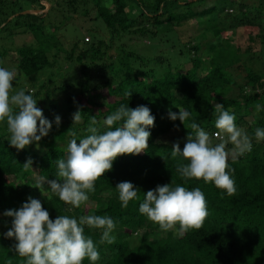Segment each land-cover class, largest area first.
Here are the masks:
<instances>
[{"label": "trees", "instance_id": "trees-1", "mask_svg": "<svg viewBox=\"0 0 264 264\" xmlns=\"http://www.w3.org/2000/svg\"><path fill=\"white\" fill-rule=\"evenodd\" d=\"M42 1L49 0H0V33H22L32 38L28 44L2 51L0 63L14 67L17 78L13 86L23 80L28 81L26 86L38 82V85L29 84L31 89L28 93L25 90L26 94L39 98L43 107H37L43 108L44 116L53 122L48 136L39 141V148L33 142L23 150L10 145L7 125L0 123V264H25V258L14 249L15 239L3 235L13 219L3 213L19 209L30 196L41 200L52 219L58 215L77 219L81 215H107L114 219L112 244H100L103 230L85 226V234L94 240L100 252L96 264H264V141H257L254 136L256 128H264V71H255L242 61L244 55L253 57L256 40L264 44V0L248 3L243 0H53L56 4L62 2L70 13L91 15L99 21L94 30L99 36L91 38V42L88 36L86 42L74 40L68 47L61 39L62 34L58 35L60 27L53 30L46 27L45 13H37L36 9L44 8ZM34 4L38 7L33 12L23 11ZM221 15L229 19L228 27L248 31L246 38L244 33L237 36L245 38L244 50L223 36L228 28L218 24ZM195 18L203 25L195 38L211 29L214 41L205 48L199 42L184 45L188 68L183 66L184 62L176 63L173 52L167 54V50L141 55L137 53L136 43L122 42L117 52H112L114 56L104 58L113 47L112 39L108 42L100 36L101 29L117 40L129 36L132 40L135 35L137 40H145L150 46L155 41L159 47L176 39L178 42L172 45L177 46L180 42L176 32H166L163 40L160 27H177L182 21ZM203 52L205 60L201 57ZM63 62L77 64L81 76L69 80L74 76L68 75L72 66L63 68ZM90 67L96 74L90 72ZM40 76L46 79L39 81ZM49 85L52 86L48 89ZM105 94L112 97V102L106 100ZM218 103L236 116L235 123L251 116V121L244 122L249 124L247 133L252 137V151L228 160L236 185L232 196L213 183L185 181L176 172V164L178 160L187 161L182 157L171 158L172 144L185 143L191 130L179 119L171 120L169 110L178 112L180 106L189 111L192 115L185 123L190 125L194 120L215 144L219 142L214 135L218 131L214 105ZM121 104L130 108L146 105L155 116V126L148 129L151 136L145 152L119 156L112 170L96 181L89 201L79 208L62 202L48 190L47 183L44 187L51 200L39 188L31 186L36 181L33 175L45 180L57 178V160L66 157L67 144L73 138L69 130L76 133L79 143L87 135L91 117L95 116L102 132L103 120ZM77 110L83 119L73 125L72 114ZM56 115L61 117L59 127L55 124ZM29 158L33 161L32 168L25 170L23 164ZM172 179L189 190L200 187L207 200L208 215L203 226L183 236L177 235L175 229L161 230L158 224L139 213L144 193ZM122 181H130L138 189V198L130 201L127 208L121 206L116 189ZM83 264L91 262L85 259Z\"/></svg>", "mask_w": 264, "mask_h": 264}, {"label": "clouds", "instance_id": "clouds-1", "mask_svg": "<svg viewBox=\"0 0 264 264\" xmlns=\"http://www.w3.org/2000/svg\"><path fill=\"white\" fill-rule=\"evenodd\" d=\"M106 7L108 5H105ZM16 71L0 67V123H6L9 132V143L18 150L25 149L33 142L39 148V141L48 136L53 122L44 116L43 110L37 107L33 95L20 89L13 91ZM132 93H126L131 95ZM177 106V105H176ZM178 112L169 110V117L179 119L187 129L183 149L180 143L172 144L171 158L177 161L176 172L187 180H202L214 186L228 196L236 193L235 180L229 172V157L236 160L252 151V137L235 123L236 116L223 108L222 104L214 105L215 137L219 140L213 144L210 134L194 120L189 125L185 122L192 115L183 107L177 106ZM257 111L260 105L256 106ZM73 125L82 122L81 111L72 114ZM57 127L61 117L55 116ZM104 131L101 132L95 116H92L86 129L87 135L79 139L76 133L68 131L73 137L67 144L66 157L57 160L56 179L40 177L32 187L39 188L41 194L51 200L45 189L55 193L67 205L79 208L86 204L89 193L95 192L96 181L113 168L114 161L122 155H139L149 147L150 127L155 126V116L146 105L130 108L121 104L112 114L103 120ZM257 141H264V128H256ZM228 144L232 145L228 149ZM165 161V157H162ZM32 159L23 164L24 169L32 168ZM121 206L127 208L129 202L138 198V189L130 181L116 185ZM139 213L149 221L158 224L167 232L176 230L183 236L189 230H199L208 215L207 200L200 187L189 190L185 186L170 183L157 185L155 189L144 193L139 204ZM4 216L12 217L11 227L3 235L15 239L16 253L25 258V264H83L88 259L91 264L100 260V252L94 240L85 234V226L101 229L100 244H112V235L116 224L107 215H81L78 219L67 215H58L55 219L44 208L40 199L29 197L19 209H9Z\"/></svg>", "mask_w": 264, "mask_h": 264}, {"label": "rangeland", "instance_id": "rangeland-1", "mask_svg": "<svg viewBox=\"0 0 264 264\" xmlns=\"http://www.w3.org/2000/svg\"><path fill=\"white\" fill-rule=\"evenodd\" d=\"M245 3H248L249 0H243ZM44 8L41 10H37V13L43 12L45 13L44 15V24L46 25V27H50L52 30L54 29V27L58 26L60 27L58 32V35H61V39L65 42V46L68 47V44L73 42L74 40L76 41H80L81 39H83L85 42L87 41L86 36L89 37V41L91 42V38H95L96 35L99 36L98 33H96L95 27L98 25L99 21L94 19V16L89 15L88 17L82 16V14L79 13H70L68 12L64 6L63 3L60 2L59 4H56V2H54L53 0H49L48 3H45L42 1L41 3ZM34 7V8H33ZM31 9H26L23 10L24 12H31L32 10H34L36 7H38L37 4H34ZM227 10H229V8L227 7ZM226 10V11H227ZM33 12V11H32ZM229 12V11H228ZM36 13V12H34ZM230 13V12H229ZM232 14V13H230ZM214 18V17H213ZM264 18V16H263ZM230 23L229 19L224 18L223 15L220 16L219 20H218V24L222 27H227L228 29L225 30L222 34L223 36H227L230 39L233 40V42H236L241 48L242 50H244L246 44V41L244 40L246 38V33L248 31L242 32V27H238L233 29L232 27H228V24ZM22 24V22H21ZM230 25V24H229ZM203 25L200 22L199 18H195L192 19L191 21H182L180 23V25H178L177 27H166V25L161 26L160 27V31L162 32V39L165 40L166 39V35L168 33L171 32H176V34L178 35V39L180 44H178L177 46H173V42L176 43L178 42V40H174V41H168V44H161L159 47L156 46V42L153 41L151 46L148 45L149 42L147 41H139L135 38V35L132 36V40L130 39L131 36H129L128 38H125L123 40H117L116 37H110L109 33H107V31H104L101 29V34L100 36L104 37L105 41L110 42V39H112V42H110V44L113 47V50H109L108 53L104 56V58H107L109 55L114 56V54L117 52V49L120 48L122 42L123 43H136V50L137 53L141 54V55H146V54H152L155 50L158 51H162V52H166L167 50V54L169 52H173V54H171L173 57L172 59H174V61L176 63H183L184 62V67H190V63H189V59L186 57L184 50L186 48H184V45H186L185 47H187L188 42H199L200 46H202L203 48L207 47L208 45H210V41H214V35L212 34V30L211 29H207L203 32V34L199 35V37L195 38L196 35H198L199 33V29L200 27H202ZM170 31V32H169ZM8 32V31H7ZM179 33V34H178ZM240 33H244L245 38H243L241 36V38H237L238 34ZM168 38V37H167ZM176 38V37H175ZM32 40V38L29 35L26 34H22V33H16L13 35H7L6 32H1L0 33V53L2 51L5 50H9V49H13L16 46L22 45V44H28L30 43ZM173 40V39H171ZM217 41V40H216ZM82 44V43H81ZM150 50V52L148 51ZM180 51H182V53H180ZM115 52V53H112ZM251 53L253 54L252 58H249L248 55H244L242 56V61L245 63L246 66H250L253 70L255 71H259V72H263L264 71V44H262L259 40L253 44V51ZM61 58H63V55H59ZM201 57L205 60L206 59V53H201ZM2 65V67L5 68H9V70H13L14 67H10V65H8L6 62L4 63H0ZM8 65V66H7ZM203 65L207 66L206 61H203ZM11 66H13V64H11ZM65 66H72L71 69V73L68 74L69 77L71 75H74L71 79V81H75V78L77 79L80 75L79 71L77 70V68L79 67L77 64H74L73 62H68V63H64L63 62V68ZM15 70V69H14ZM96 70H93V68L90 67V72H92L93 74L95 73ZM42 76L39 77V81L41 79H46V76ZM67 77V78H69ZM59 81V77H57L56 82ZM28 81H22L20 83H18L17 85L13 86V91H18L20 89L26 90L27 93L29 92V90L31 89V86L29 84H35L38 85V82L34 81L28 84V86H26ZM52 85L48 86V89L51 88ZM33 90V89H32ZM34 91V90H33ZM236 92V91H235ZM231 94L234 93V91L231 90L230 92ZM54 97V96H53ZM52 97V98H53ZM105 98L108 102H112V97L110 96H106L105 94ZM34 99L37 101V106L39 107H43L40 106V101L39 98L34 97ZM43 110V108H42ZM256 111V110H255ZM257 112V111H256ZM251 121V116H245L244 117V121ZM244 121H238L236 123V125L242 129H244L246 132H248V122L245 123ZM174 135H177L178 132H173ZM185 141V140H184ZM181 143V142H180ZM184 144V143H181ZM228 149L232 148V145L230 144L229 146H227ZM34 178L38 179V177L36 175H33Z\"/></svg>", "mask_w": 264, "mask_h": 264}, {"label": "built area", "instance_id": "built-area-1", "mask_svg": "<svg viewBox=\"0 0 264 264\" xmlns=\"http://www.w3.org/2000/svg\"><path fill=\"white\" fill-rule=\"evenodd\" d=\"M215 135V134H214Z\"/></svg>", "mask_w": 264, "mask_h": 264}]
</instances>
